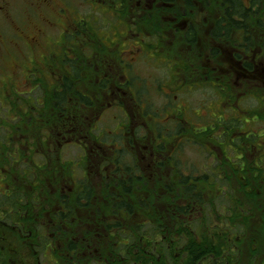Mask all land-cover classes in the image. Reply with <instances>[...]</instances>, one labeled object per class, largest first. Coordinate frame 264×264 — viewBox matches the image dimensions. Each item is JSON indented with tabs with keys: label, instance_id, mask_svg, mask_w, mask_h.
<instances>
[{
	"label": "rangeland",
	"instance_id": "obj_1",
	"mask_svg": "<svg viewBox=\"0 0 264 264\" xmlns=\"http://www.w3.org/2000/svg\"><path fill=\"white\" fill-rule=\"evenodd\" d=\"M40 1L0 0V6H2L0 9V145L7 137L9 138L11 144H4L3 147L7 151L4 160L8 161L7 173L9 177L13 178L12 185L14 184L15 187L16 185L24 186L30 191L32 189L31 183L29 185L28 182L30 181L26 178L29 174V163L33 165L36 161L42 166L44 164L40 155L43 152L40 141L45 138L44 135L35 136L38 138H35L32 143L27 137L19 135L16 126L20 121L18 116L27 107V105H22L24 104L21 101L22 98L27 100L26 97L29 96L38 98L40 103L45 101L50 91L55 87L54 76L68 75L73 83V88L81 90L91 99V105L83 108L81 124L85 126L86 131L90 129L89 132L85 131L87 137L89 135L91 138H102L105 135L104 141L109 140L108 136L117 143L129 139L130 134L123 135V130L121 133L117 132L116 126L120 121L131 127H134V124H141L145 132L143 141L154 144V140H164L167 136L163 130L159 131L158 127H173L174 125V127L177 126L174 129L175 132L179 131L180 124L175 122L180 121V118L183 120L180 123L184 126V130L192 135L205 129L208 124L205 118L208 115L213 114L212 117H215L219 114L221 122L223 116L228 118V115L233 114L237 120L240 117L244 122L242 123L244 130L256 134L255 141L252 143V151L248 147L246 150V161L250 171H247L245 180L240 182V174L237 172L240 165L236 164V159H232L231 161L235 166L230 165L232 169L229 171L230 175L220 178L211 177L213 185L220 187L212 189V193L214 190H218L215 194L219 195L221 192L223 196L219 195L216 199H212L213 203H208L205 211L196 212L190 223H186L185 220L187 219H185L181 224H172L171 228L175 229L174 232L181 231L179 232V243L186 241L184 238L185 230H189L192 234L195 231V235L201 237V241L208 245H216V255L225 253L232 255L236 259L234 264H264V224L260 209H256L260 206L258 189H264V181L258 182L253 174H250L252 171L256 173V171L264 170V138H257L260 135L264 136V105H262L264 104V63L256 65L258 67L256 69L257 74L254 72L249 74L248 70L242 68L243 65L241 66L240 62L234 60L233 54L228 52L225 46L207 39L206 36H208L212 21L220 15L214 6L215 0H172L165 2L164 5H162L161 0L157 2L153 0L152 3L149 2L145 6V0H51L44 4H38L37 2ZM121 1L125 3L121 4ZM243 1L246 2V0ZM28 4L33 7V12L28 8ZM159 5L161 7H158ZM82 19L87 20V22L81 21ZM163 21L164 23L177 22L170 27L165 25ZM78 23H80L79 29L86 31L90 37V39L84 37L85 43L80 37L79 31L73 35L64 36L69 31H73L75 24ZM190 25L193 27L195 35L198 36L199 42L197 45L188 47L185 51L181 48L178 50L177 45L184 37L181 38L177 31L185 32L187 26ZM140 35L144 36L143 41H140ZM85 36L87 37V35ZM141 42L149 45H144L145 47L142 49L140 47ZM73 45L77 52L68 53L71 58L84 67L85 73L82 71L81 76L72 77V80L64 70L66 65L61 60L62 55L64 56L65 51H67V47ZM81 49H84L85 52H82ZM173 49H175V57L177 55L184 57L181 59L177 57L176 65L179 67H176L175 57L171 56V60L175 61L176 68L170 64L168 59L164 60L163 58V53L168 54L169 51L172 53ZM190 50V58L193 60L197 58L195 65L202 70H210L212 72L211 77L218 78L215 83V80L209 83L206 78L198 77L197 70L190 73L181 67L182 64L185 65ZM128 61L132 63L130 66L132 69L127 68ZM190 62L188 60V63ZM83 63L84 65H82ZM125 72L129 73L131 77L130 85L127 87L121 85L125 82L123 78ZM97 73L107 78V87L115 88L121 85L123 88L118 105H114L112 93L107 94L100 89L98 85L100 79H96ZM228 74L233 79L225 89L223 75ZM227 77L229 78V76ZM188 78L194 81L191 82ZM257 78H260L261 81ZM75 80L79 84H76ZM138 91L143 92V94ZM257 94L259 96H255ZM228 96L230 100L227 99ZM17 97L21 100H17ZM257 98H260L261 101ZM18 103L22 105L21 111L18 110ZM177 107H181L180 113L176 112ZM234 107L238 111L235 114L232 112L235 111ZM256 111L260 113L263 121L260 118L252 119V115ZM54 112L55 110L50 109L48 114H51L53 118ZM173 113L176 117H173ZM142 115L149 117L144 118ZM55 117L59 118L61 115H54ZM173 119L174 121L171 123ZM237 120H233V122L235 121V125L237 124L236 126L240 128V122L238 123ZM157 130L158 133H156ZM103 131L104 133L105 131L108 132V134H104ZM110 131H114L113 136H111ZM115 133L118 136L115 137ZM49 134V138L43 140L47 141L48 145L54 144L51 151L59 156L58 160L56 158L53 162L45 163L47 171L56 177L52 182L60 179L59 175L63 166L71 177L74 174L73 179L77 174L80 177L78 171L83 155L81 148L74 144L65 143L61 147L57 144V140H60L61 136L57 135L54 130H50ZM171 134L173 133L171 132ZM190 139L189 137L186 140ZM213 139L222 143L215 134L214 137H211V140ZM176 141L177 139L174 138V143L171 141L166 144V152L171 151ZM246 143L248 145V142ZM103 146L110 147L114 151L119 148L114 144H102L101 147ZM200 146H205V143ZM222 146L223 144L215 145L210 142V149L218 153V158H221L223 154V148H219ZM196 147L187 145L182 148L183 162L186 166L193 167L194 169H189L193 172H197V170L205 173L211 172L208 170V166L210 169L214 168L218 165L219 160L211 159L206 149L204 152V150H199ZM137 149L136 144H134L131 151L135 152ZM125 150L129 153L128 146L125 147ZM100 151H89L86 157L93 153L89 156L90 158L88 157L91 160L89 162L93 164L98 162ZM256 156H259L260 160H255ZM12 157H20L21 161L13 162ZM232 157L234 158V156ZM178 159L180 161L181 157ZM228 159L230 160V158ZM257 160H259V168L251 167L255 166L254 162ZM65 163L67 164L65 165ZM161 163L162 166L157 165L156 170L164 172L163 175H166L158 181L164 186L171 182V178L164 170L171 169V167L169 162L161 161ZM223 169L224 166H222ZM186 170L188 168L181 169L180 173ZM24 173L28 174L24 175ZM69 179L62 183L70 182L71 179ZM90 180L95 184L97 192L101 187V181L91 178ZM154 180L151 175L147 184L154 183ZM48 183L49 187L52 188L53 186L48 180L42 185ZM6 184L0 180V191H4L7 187ZM37 184L41 186L39 180ZM243 185L250 191L248 210L252 214H248L246 226H242L239 222V224L234 223L230 228L226 218H224L227 211L223 209L228 210L231 202L233 204L235 199L239 200L242 197L239 189ZM71 187H73L72 182ZM147 187L151 188L148 185ZM61 188H67V186L62 185ZM224 194L230 197H224ZM161 196H157L155 200L163 206L164 202L161 200ZM6 200L0 195V204H5ZM7 207L5 211L0 209L2 211L0 220H12L10 215H14V212L10 211V205ZM3 208L5 207L3 206ZM217 213L224 215L220 222L215 218ZM142 216L138 218L136 214L134 218H138L137 220L140 221ZM199 217L200 220H198ZM13 226H15V229L12 227L14 233L0 227V249L7 251L9 258L17 264H50L51 253L50 250L44 253V239L41 240V244H39L40 240L38 239L32 240L36 236L37 226L31 227L32 236L28 240L16 235L18 232L17 225ZM50 232L48 236L51 235ZM220 232L223 234L217 235ZM228 235L232 237V240L235 237H241L245 244L244 248L242 250L230 249L229 246L232 247V243L226 241ZM218 236L221 239H218ZM195 239L197 240V237ZM220 247H222V252ZM173 255L176 259L175 263L181 264V260L178 258L181 256L180 250L176 249Z\"/></svg>",
	"mask_w": 264,
	"mask_h": 264
},
{
	"label": "trees",
	"instance_id": "obj_2",
	"mask_svg": "<svg viewBox=\"0 0 264 264\" xmlns=\"http://www.w3.org/2000/svg\"><path fill=\"white\" fill-rule=\"evenodd\" d=\"M163 1L170 2L172 0ZM123 3L125 2L121 1V4ZM214 6H216L220 15L212 21L211 27L208 30V36H206L207 39L220 43L225 47L228 45L226 42L227 40H231L232 44H241V39H245L244 48L246 50H244L243 54H246L248 58L242 61L243 69L248 70L249 74L253 72L256 73V64L259 65L260 63H264V0H249L248 6H244L242 0H215ZM170 23L172 22H165L164 24L172 27L174 24ZM177 33L181 38L184 37L177 45L178 50L181 48L185 51L188 47L197 45L199 42L193 27H188L185 32L177 31ZM140 37L143 38L144 36L140 35ZM144 45L149 44L145 43ZM256 48L260 50H255ZM213 52L215 51L213 50ZM175 54V49H173L172 53L171 51H169L168 54L163 53L164 60L168 59L173 67H175L178 62V60H176L177 57L180 59L184 58L180 55L175 57ZM188 54L189 57L185 60V65L183 66L182 64L181 67L184 68V70H188L190 73L197 70L199 74L198 77L201 76L204 79L206 78L209 83L215 80V83L218 78H212V72L210 70H202V68H198V66L195 65L197 58L195 60L190 58L191 50ZM171 56L175 57L176 62L171 60ZM242 57V53L240 52H235L233 56L236 62L242 60ZM123 60L125 59L123 58ZM188 60L191 62L188 63ZM70 61H73V63ZM61 62L71 69L72 76L70 75V77L72 80L75 76L76 78L81 76L80 73L82 72L83 66L79 65L75 60H70L66 53L64 56L62 55ZM130 66L131 65L127 68ZM176 67L179 66L176 65ZM130 69L132 68L130 67ZM64 70L66 71V69ZM126 75L128 78L125 79L124 84H121L123 87L130 85L129 81L131 77L129 73H126ZM227 76L228 75H223L225 89L229 83V78ZM188 80L191 82L194 81L190 78H188ZM258 80L261 81L260 78ZM219 81L221 82L220 79ZM76 84H79V82ZM54 85L55 87L50 91L47 99L45 101L43 100L41 103L38 98H31L28 96L26 97L27 100L23 98L21 100L17 97V100L23 101L24 104L21 102L22 105H27L26 109L22 110V105L18 103V110H22V114L20 113L18 116L20 121L16 126L19 135L27 137V139L33 143L35 138L41 135H44L45 138L43 139L47 140L50 136V130H54L57 135L58 133L67 135L72 141L70 144L77 146L85 144V146L90 145L93 147V143H97L100 140L103 143H110L112 140L109 136L107 137L109 139L108 141L103 140L106 139L105 135H103L102 138H91L89 135L88 137L86 136V132H89L90 129L86 131L85 126L81 124V115L84 106L91 105V99L81 90L73 88V83L68 75L64 74L57 76ZM98 85L101 90L110 93V89L107 87L106 77H101ZM121 85L119 87H121ZM256 88L258 90V87ZM138 92L143 94V92ZM255 96L259 95L257 94ZM227 99L230 100L229 96ZM258 99L260 100V98ZM48 105H50V107H48ZM50 109L55 110L54 115L57 116L58 114L61 115V117L54 118L53 115L52 118L51 114H48ZM121 111L123 110L121 109ZM233 112L235 114L238 111ZM65 116H68V118ZM212 116L213 114L205 118L208 124L202 132L197 131L192 135H189L187 130H184V126L180 123L183 121L180 116H178L180 121L175 122L176 124H180L179 131L175 132L174 129L177 126L174 127V125L173 127H158L159 131L163 130L164 134H167L164 140L153 141L158 143L156 144L157 146L154 147L155 151L160 153L158 155L162 156V153L165 154L166 144L171 141L174 143V138L177 139L173 145L175 150L172 151L171 149L168 153L173 159L167 162H171L173 167L164 170L171 178V182L164 186L158 183V181L159 179L162 180L166 175H163L164 172L157 171L156 165H153L151 169V175L155 180L154 183L150 184V189L145 184L144 179L140 181L139 178L133 177L132 173L136 170L134 166L136 153L132 152L129 146V153H127V149L125 150L126 146L119 145V143H122V140L119 141V148L114 151V156L113 154L109 155V157L106 158L108 161L104 160L106 164H111L113 162L117 170V172H115L116 170L114 172L118 175L117 179H112L107 186L106 184L101 186L104 188L105 198L108 201L107 204L100 203L99 201L95 203L93 201L96 186L93 181L90 180V176L88 178L84 173V171H86V164L83 163L84 161L79 165L78 172L81 175L80 177L77 174L73 179L74 174L71 177L63 166L62 172L59 175L60 179L52 182L56 177L47 171L45 163L53 162L56 158V160H58L59 156L53 154L51 151L54 148V144L48 145L47 141L43 139L40 141V146L43 149L40 155L43 158L44 164L42 166L36 161L33 165L29 163V174L26 173L28 174L26 178L30 181L28 184L30 185L31 183L32 189L29 191L28 188L24 186L20 187L16 185L15 187L14 184L12 185L11 182L13 178L9 177L7 173L8 161L4 160L7 156V151L3 146L4 144H11L7 137L0 145V170L2 172L0 174V180L4 184L7 183V187H5L4 191H0L1 197L7 199L5 204H0V209H4L3 211H5L8 208L7 205H10V211H13L14 215H10L11 221L0 220V227L14 233L12 227L15 229L13 225L16 224V229H18L16 235L28 240V238L32 236L31 227L37 226L38 230L36 231V236L32 238V240L38 239L40 240L39 244H41V240L43 241L44 239V253L49 250L51 253L50 257L52 260L50 259V264H176L175 255H173L176 249L181 252V256H178L181 260V264H197V261H200L204 255L216 251V245H208L204 241L198 244L197 241H195L197 237L195 231L194 234H192L189 230H185L186 235H184V238L186 241L179 243V232L181 231L174 232L175 229H172L171 225L181 224L185 219H187L185 220L186 223H190L192 221L191 218L194 217L198 210L205 211L207 204H212V199L217 198L216 194L213 195L212 189L220 187L213 185L211 174L216 170H222V166H224L225 162L224 157L220 159L222 164H218L212 169L208 166V170L211 172L205 173L199 172L198 170L197 172L189 170L194 168L186 166L181 156L182 148L187 145H192L193 147L197 146L196 148L199 150H204V152L206 149L209 157H211V151L208 147L209 143L216 142L218 145L222 144L225 140L224 131L230 123L233 125V130L236 131L239 129V127L236 126L237 124L235 125L237 118L234 115H231V117L235 119L234 122L233 119L227 120L228 118L224 116L220 122L221 118L219 114L215 117ZM147 117L149 116H146V118ZM173 117H176L174 113ZM173 121L174 119L171 120V123H173ZM237 122H240V127L242 123H244L239 119ZM120 123L123 122L120 121ZM159 131L157 130L156 133ZM113 132L110 131L111 136H113ZM171 132L173 134H171ZM105 133L108 134L106 131ZM183 133L186 134L184 135ZM199 134H201L200 137H198ZM214 134L222 143H218L215 139L211 140ZM116 136H118L117 133H115V137ZM61 137L60 140H57V144L62 147L65 142L61 140ZM189 137L191 139L186 140ZM83 141L85 143H83ZM186 141H188V143H186ZM203 143H205V146L201 147L200 145ZM235 145L238 144L235 143ZM178 157H181L180 161ZM19 158L20 157H12V161H21ZM89 161L91 160H87L88 169L93 165ZM66 164L67 163H65V165ZM158 164L162 166L161 162ZM230 165L235 166L233 161H230ZM185 168H188V170L180 173V170H184ZM88 169L87 171H89ZM234 170L236 171V169H233V171ZM120 173H122V175ZM26 174L24 173V175ZM128 174H130L131 177L126 178ZM76 178L79 179V182ZM111 178H113L112 174ZM66 179H69L70 182L62 183ZM38 180L41 186L37 184ZM46 180L52 184V189L49 187V183L42 185ZM106 181L107 180L104 179V182ZM71 182L75 185V187H71L73 188V192L61 194L60 189L55 190L56 188H60L63 184L71 186ZM148 189L149 191L147 194ZM75 190L76 192H74ZM157 196H161V200L164 202L163 206L156 202L155 198ZM96 205L99 206L100 210L96 213V220L98 223L97 221L95 223L91 219L92 211L98 209ZM3 206L5 208H3ZM1 213L2 211L0 214ZM136 214L138 218L143 215L140 217V221L137 220L138 218H134ZM85 222H88V224L93 227H89V225L85 226ZM7 225L9 226L8 228ZM49 231H51V235L48 236ZM0 264L17 263L9 258L7 251L0 249Z\"/></svg>",
	"mask_w": 264,
	"mask_h": 264
},
{
	"label": "flooded vegetation",
	"instance_id": "obj_3",
	"mask_svg": "<svg viewBox=\"0 0 264 264\" xmlns=\"http://www.w3.org/2000/svg\"><path fill=\"white\" fill-rule=\"evenodd\" d=\"M49 1H51V0H41L40 2H37V3L38 4H44V3L49 2ZM145 1L146 2H144V6L148 5L149 2H151V3L153 2V0H145ZM157 1L158 0H156V2ZM161 1L163 2L162 5H164L165 2L163 0H161ZM242 2H243L244 6H248V4H249V0H246V2L242 0ZM32 4H34V3H32ZM158 7H161V5H159ZM1 8H2V6H0V9ZM28 8L32 12L34 11L33 7L29 6V4H28ZM62 10H65V8H62ZM83 20L84 19H82L81 21H83ZM84 21H85V23L87 22V20H84ZM176 22L177 21H174L172 23L175 24ZM172 23H170V24H172ZM79 26H80V23L75 24V29L73 31H69L64 36L66 37L69 34L73 35V34H75V33H77L79 31L80 32V37H82V40L85 43L84 37L87 38V39H90V37L86 33V31L80 30ZM188 27H192V26L190 25V26H187V28ZM85 35H87V37ZM141 40L143 41V38H141L140 41ZM244 40L245 39H243V40L241 39V42H242L241 44H232L231 40H227L226 42H227L228 45H227L226 49L228 50V52L230 51V53H232L233 56H234V52H240V53H242V56H243L242 58H248V56L246 54H243L244 50H246L244 48V46H245ZM140 47L142 49H144V47H145L144 44H142V42H141ZM66 50L67 51H65V53L67 54L69 59L70 60H75V59L71 58V55H69V53H68V52H70V53L77 52V49L75 48V46L74 45L73 46H68ZM81 50H82V52H85L84 49H81ZM255 50H260V49L256 48ZM48 61H49V58H48ZM242 61H244V59L239 61L241 63L240 64L241 66H242ZM70 62L73 63V61H70ZM50 65H51V62H50ZM129 65L132 66V63L130 61H128L126 66L128 67ZM256 65H258V64H256ZM82 68H84V67H82ZM242 68H244V67H242ZM257 68L258 67L255 66V72H256ZM65 69H66V72L69 75L72 74V71H71V69L69 67H66ZM82 71L85 73L84 69H82ZM102 72H104V71H102ZM102 72H101V75H102ZM254 74H256V73H254ZM101 75H99L97 73L96 79L98 80V79H101V77H105V76H101ZM228 76H229V82L231 83L233 78H230V74H228ZM54 77H55L54 79L56 81L57 80V76H54ZM123 78L124 79L128 78L126 73H125V75L123 74ZM257 79H259V78H257ZM109 89H110V93H107L106 91L105 92L107 94H111L112 93V96H114V98H113L114 105H118L119 101L121 100L120 97H121V93H123V88L119 87V86H116L115 88H109ZM257 100H259V99L257 98ZM259 101H261V100H259ZM84 107H86V106H84ZM234 109H235V111L237 110L236 107H234ZM239 110L243 111L242 109H239ZM179 111L181 112V107H177L176 108V112L180 113ZM142 116L144 118H146L145 115H142ZM65 117L68 118V116H65ZM252 117H253L252 119L257 120L258 118H260V120L263 121L262 118H261V115H260V113L258 111H256L255 114L252 115ZM232 119L233 118L231 117V115L230 116L228 115V119L227 120H232ZM233 120H235V119H233ZM239 120L242 121L240 118H239ZM232 126L233 125L231 123H230V125L227 126V129L224 131L225 140L222 143L223 146L219 147V148H223L222 149V153L223 154H222L221 158L224 157V159H225L224 169H223V171H221L220 169L218 171L216 170L215 172H213L211 174V177L220 178L221 176L225 177L228 174L230 175L229 171H232L231 166H230V161L232 159H236V164L240 165L239 166L240 181L243 182L245 180V175H246L247 171L249 170V167H248V164H247V161H246V157H247L246 150H247V147H248V149L250 151H252V146H253L252 143L255 141L254 139L256 138L255 137L256 134H252V133L248 132L247 130H244V126L243 125L239 129H237L236 131L232 129ZM116 128H117V132H119V133H121V131L123 130L124 131L123 135L130 134L129 139H126V140L122 141L123 144H121V145L129 146L130 150H131L133 148V145L136 144V146L138 148L137 151H135L136 157L134 158L135 159L134 166L136 167V170L132 173V176L135 177V178H139L140 181L142 179H144L145 184L150 186V184H147V180L149 181V179L151 177V169H152L153 165L154 166L155 165L156 166L159 165L158 163L161 162L162 160L166 161V162L168 160H172L173 158L171 156H169V154H168L169 151H167L165 154L162 153V156H160V155H158L160 153L155 151V148H154L155 146H157L156 144H158V143H156V142H154V144L145 143L143 141V139L145 138V132L143 131L141 124L140 125H138V124L135 125L134 124V127H131L127 123H119V125H117ZM66 132H68V131H66ZM61 134L62 133H58L59 136L63 135V134L62 135ZM258 137H263L264 138V136H262V135L257 136V138ZM72 138H73V136H72ZM79 138H81V137H79ZM249 139H251L252 141H250ZM61 140L63 142H65V143H67V144H70L72 142L71 139L67 135H63L61 137ZM78 142H80V141H78ZM246 142H248V145H247ZM83 143H85V142L83 141ZM235 143L238 144V145H235ZM102 144H109V145L114 144L115 146H118V143L115 142V141H111L110 143H108V142L107 143H103L101 140L99 142H97V143H93V147H91L90 145L85 146V144H84V145L81 146V145L78 144L79 148H81V150L83 152V155H82L80 163H82V161H84L83 163H85L88 160V157L93 154V153H91L90 155H88V157H86V155L89 154V151L90 152H98L99 150H101L98 153V156H99L98 159H97L98 162H96L95 164L92 163L93 165L91 167H89V169H88L87 163H85L86 164L85 165V167H86L85 170L86 171H84V173L86 174V177H88V178L90 176L91 179L100 180L101 181L100 186H102L104 184H106V186H107L112 179H117L118 175H116V173H115V172H117V170H116V167L114 166L113 162L111 164H106L104 162V160H107L106 158H108L109 155L113 154V156H114V154H115L114 150L110 149V147H107V146L101 147ZM213 144L216 145V142H213ZM232 145H233V148H231ZM208 147L210 149V143H209ZM174 150L175 149L172 148V151H174ZM210 151H211V159L219 160L218 164H222V161L220 160L221 158H218V153H216L215 151H212L211 149H210ZM230 151H231V155H230ZM138 152H140V155H138ZM232 156H234V158ZM228 158H230V160ZM256 159H259V156H256L255 160ZM259 160L254 162V165L256 167L255 166H251V167H254L256 169L259 168V166H258V161ZM169 164H170V167H173L171 162H169ZM226 167H227V169H225ZM87 169L89 171H87ZM111 174H112L113 178H111ZM120 174L122 175V173H120ZM250 174H253V176L258 180V182L264 181V170L260 171V172L256 171V173L252 171ZM129 177H131L130 174L126 175V178H129ZM104 179H106L107 181L104 182ZM76 180L79 182L78 178H76ZM63 185H66L67 188H61L60 187V188H56L55 190L60 189V193L61 194L65 193V192H73V190H72L73 188H71L70 185H68V184H63ZM73 187H75V185H73ZM53 190H54V188H53ZM258 190H259L258 191V193H259V199L258 200L260 202V206L258 208H256V209H260L261 214H262L261 218H262V221H263V224H264V189H258ZM148 191H149V189L147 190V194H148ZM74 192H76V190ZM215 192H218V190H215L213 195L215 194ZM239 192L241 193L242 197L239 200L235 199L233 201V204L231 202V204L229 205V209L228 210L227 209L226 210L223 209L224 211H227V215H225L226 217H224V215L220 214V213H217V215L215 216V218L218 219L219 222L221 220H223L222 219L223 217L226 218L225 220L229 224L230 228L232 227V225L234 223H238L239 224V222L241 223L242 226H246V223H247V220H248L247 216H248V214H252L248 210V198L250 196L249 195L250 191H248V188L245 185H243V186L240 187ZM219 195L223 196L222 193H219ZM219 195H216V196H219ZM105 196L106 195L104 194V188L100 187V189L97 192H95V195L93 197V201L95 203L99 201L100 203L107 204L108 201L106 200ZM224 197L229 198L230 196L227 195V194H224ZM96 206L98 207V209L96 211L93 210L92 213H91V215H92L91 219L95 223L97 221L96 220V213L100 211L99 210V206L98 205H96ZM241 207H242V209H241ZM198 212H199V210H198ZM198 220H200V217L198 218ZM97 223H98V221H97ZM88 225H89V227H93L90 224H88V222H85V226H88ZM222 234H223V232H220L217 235H222ZM217 238L221 239L220 236H218ZM196 241H197L198 244H200L201 243V237L197 236V240ZM226 241L229 242V243H232V247L229 246L230 249H239V250L241 249L242 250V248H244V246H245L244 241H243V239L241 237H235L232 240V237L230 235H228V239H226ZM220 251L222 252V247H220ZM215 252L216 251L208 254L207 256L204 255L200 261H197V264H234V261L236 259H234L232 257V255H229V254H226V253L225 254L216 255Z\"/></svg>",
	"mask_w": 264,
	"mask_h": 264
}]
</instances>
